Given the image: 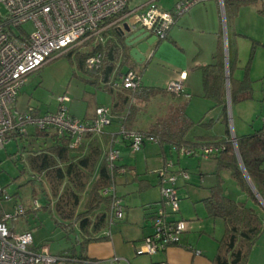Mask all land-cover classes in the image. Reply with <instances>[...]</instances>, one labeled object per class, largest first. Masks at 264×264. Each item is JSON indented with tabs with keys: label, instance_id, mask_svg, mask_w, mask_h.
I'll return each mask as SVG.
<instances>
[{
	"label": "crops",
	"instance_id": "obj_1",
	"mask_svg": "<svg viewBox=\"0 0 264 264\" xmlns=\"http://www.w3.org/2000/svg\"><path fill=\"white\" fill-rule=\"evenodd\" d=\"M147 1L130 0L127 6L129 10L136 8L143 10ZM178 1L180 0H156L158 5L168 11H172ZM117 19L104 31L102 43L90 41L82 47L81 51L93 50L98 44L104 45L108 40L118 44V37H122L124 40L131 32L142 28L139 24H132L127 19L119 21ZM126 29L130 31L127 32ZM129 49L130 47H128V51ZM148 50L143 63H137L130 58L128 64L122 63L120 68L121 57H118L116 65L119 67V73L128 69L135 70L141 74L142 86H146L149 84L143 81L144 71L158 68L163 72L158 82L162 83L163 89H165V84L169 80L176 79L181 72H184V91L179 96H173L171 102L164 104V110L168 112L179 103L186 104L185 113L194 122L185 136L186 140L197 142L200 141V137H204L208 138L209 142L242 136L264 127V0H246L245 2L240 0H206L196 3L182 15L175 16L167 36L164 39L156 40ZM149 52H153V56L149 57ZM218 53H221L224 66V84L216 94L220 96L222 92L224 99L220 103L204 94L202 83V67L216 61ZM256 58L261 61L257 60L254 64ZM151 59L154 60L150 63ZM133 65H138L139 68H132ZM111 77H113V73H111L110 79ZM260 81L261 87L257 86L258 88L255 90L254 83ZM230 85L236 98L234 102H231L230 99ZM20 90L13 104L16 111H19L17 101L21 97H19ZM254 91L258 94L257 100L260 102L258 103L260 106L256 110L253 107L252 113L247 116L246 110L249 106L251 107L249 100H253L256 96ZM108 95L95 107L105 105L110 107L112 112L113 99L111 94ZM194 99H199L198 102L202 103L200 113L203 115L198 120L191 118L187 113L191 103H194ZM94 108L88 110V107V111L83 114V117H77L75 112H70L69 109L68 112L74 117L84 120L93 115ZM165 112L163 115L166 114ZM224 112L227 114L228 126L224 120ZM231 112L236 133H233ZM125 113V110L119 113L112 112L109 126L100 134L92 135L100 142L101 158L107 154L110 147L118 149L119 158L116 163L125 166L128 170L125 174L116 177V193L121 198L123 217L110 225V236L92 240L85 246L81 244L82 237L76 226L74 232H66L74 237L72 252L65 254V256L72 257L66 261L74 264H158L160 262L166 264H214L213 258L217 252L218 240L224 231V222L219 217L208 216L204 200L210 195L211 189L217 185L221 186L224 195L236 201H246L247 205L256 209L261 218H264V204L258 199V203L252 202L253 200L231 177L230 171L217 167L214 156L187 155L197 160L196 166L189 172L180 166H175L176 169L171 170V167L168 169L169 172L186 170L188 173L186 180L177 176L175 184L176 192L182 193L178 199L179 211L172 217L187 220V229L181 237L180 245L169 246L165 250L151 255L137 254L136 249L140 246L142 239L151 233L150 220L156 207L161 204V193L158 176L156 180H153L150 175L145 174L146 171L143 174H138L136 159L125 157L119 149L122 146L128 147L127 142L118 135V129L122 125ZM235 114L240 122L238 126L235 124ZM158 116L150 118L146 116L145 112L138 110L132 129L144 131ZM45 133L52 134L53 132L45 131ZM44 139L47 143L43 149L52 144L50 136H44ZM86 142L87 138L84 137L82 144L86 145ZM152 143L160 146L159 155L154 157L158 164L156 168L164 166L165 160L170 161L172 153L180 155L169 143ZM203 143L208 144L198 143L199 145L195 148ZM145 144L146 142L143 146ZM79 148L74 150L79 152ZM77 152L76 154H82ZM148 159L147 156L143 157V163L146 164ZM176 160L178 162L176 164H180V158H176ZM173 164L176 165L175 162ZM40 176L42 177V186L40 185L39 189L43 190L41 191L45 196L47 189L45 190L43 176ZM226 181H230L231 187L226 186L228 183H225ZM45 198L47 201L45 205L48 204L51 207L54 199H48L47 196ZM185 198L187 199L185 200ZM106 231H108V227L102 230L101 234H106ZM195 250H198L199 253L196 254ZM66 261L62 264H65ZM246 264H264V231L260 233L252 246Z\"/></svg>",
	"mask_w": 264,
	"mask_h": 264
},
{
	"label": "built area",
	"instance_id": "obj_2",
	"mask_svg": "<svg viewBox=\"0 0 264 264\" xmlns=\"http://www.w3.org/2000/svg\"><path fill=\"white\" fill-rule=\"evenodd\" d=\"M206 0H180L172 11L163 9L156 0H148L143 10L126 8L127 0H0V148L9 140L12 133L27 134L28 127L40 131H52L58 138L68 140L71 149L81 146L86 134H100L112 120L110 107L98 105L88 119H78L68 112L66 102L69 97H57V109L39 114L33 107H28L19 114H12L13 104L26 77L38 70L56 52L67 48L85 46L88 40L103 42L106 29L117 20L127 19L132 24H139L154 35L164 39L174 22L175 16L185 13L191 6ZM30 22L31 30L23 25ZM15 28L19 31L16 32ZM149 50L146 51V53ZM153 52H149L151 57ZM102 53L98 50L88 56L85 65L89 69L99 70ZM185 73L165 84L166 92L179 96L184 91ZM107 85L116 89L136 91L141 85L139 72L132 69L120 72L118 67ZM134 104V95L129 100ZM118 135L127 142L131 153L138 152L145 142H158L156 136H149L138 130L127 129L121 125ZM234 145V138L231 137ZM172 148L179 154L202 157L215 156L223 146L221 144H202L197 148ZM107 166L113 176V183L102 193L110 195V225L123 217L121 198L116 193V177L125 174V166H119V150L113 147L107 151ZM172 162L165 160L164 166L157 170L160 183L161 204L156 207L150 220L151 233L145 236L137 254H155L169 246L180 245L181 237L187 229V220L173 218L179 211L175 188L177 176L188 179L185 170L169 172ZM36 180L42 186V177ZM42 190V189H41ZM43 191V190H42ZM4 188L0 185V201L6 199ZM34 207H39L38 200H33ZM22 204L14 206L13 213L3 212L0 216V264H62L70 257L51 254L45 247H35L29 231L15 233L8 229L6 221L23 215ZM106 235L110 236V230ZM189 249H191L188 246ZM198 254L199 251L195 250ZM158 264H166L160 262Z\"/></svg>",
	"mask_w": 264,
	"mask_h": 264
},
{
	"label": "trees",
	"instance_id": "obj_3",
	"mask_svg": "<svg viewBox=\"0 0 264 264\" xmlns=\"http://www.w3.org/2000/svg\"><path fill=\"white\" fill-rule=\"evenodd\" d=\"M129 1L127 0V4ZM127 4L126 8H128ZM90 41L83 45H87ZM117 41L118 44L108 40L104 45L98 44L93 50L80 52V66L85 71L93 73V79L89 80L90 82L100 83L112 95L113 113L126 111L122 125L132 129L136 119L135 114L141 109L140 106L155 96L159 87L142 86L141 82L136 91L130 92L127 89L114 90L107 85L111 73L118 67L116 65L118 57H121L120 68L122 63L128 64L131 58L122 37H118ZM98 50L102 53L99 70L87 68L86 58ZM216 57V61L202 67V83L204 94L220 103L224 99L222 92L220 96L216 94L224 84V66L221 53H218ZM230 92L231 102H234L236 98L231 85ZM132 95L136 98V102L129 104ZM185 106V103L177 104L169 113L156 118L142 132L149 136H156L160 144L169 143L178 148H195L202 142L221 144L223 148L214 156L217 167L229 170L231 177L253 200L252 202L258 203L238 164L234 146L229 137L209 142L208 138L204 137H200L201 142L186 140L185 136L194 122L186 115ZM224 120L228 126L225 112ZM227 132L229 134V131ZM15 133L22 135V133ZM36 134L48 135L52 140L50 146L30 152L26 158L29 170L34 175L43 176L45 190L47 189L45 197L54 199L51 207L46 204L44 208L53 214L54 222L66 232H74L76 226L78 233L81 234L83 246L92 240L107 237L108 235H102L101 231L109 228L110 195L103 194L102 191L113 183V176L107 166V155L101 158L100 142L92 136L93 134L88 133L84 136L87 138L86 145L82 144L77 152L68 146L67 139L58 138L53 133L47 134L40 130H37ZM235 139L244 170L259 196L264 199V127L249 134L236 136ZM76 152L82 154H76ZM204 201L208 216L219 217L224 222V231L218 240L213 263L246 264L252 246L260 233L264 231V218L259 216L254 207L247 205L246 201H236L224 195L219 185L211 189L210 195ZM67 257L72 256L67 255Z\"/></svg>",
	"mask_w": 264,
	"mask_h": 264
},
{
	"label": "rangeland",
	"instance_id": "obj_4",
	"mask_svg": "<svg viewBox=\"0 0 264 264\" xmlns=\"http://www.w3.org/2000/svg\"><path fill=\"white\" fill-rule=\"evenodd\" d=\"M23 27L26 30H31L32 24L28 22ZM15 31L18 32L19 29L15 28ZM81 49L82 46L56 51L38 70L28 74L25 84L20 90L19 97H21L17 101V109L19 111H16L13 106L12 114H19L28 107H33L41 114L53 112L58 106L57 97L66 95L69 97V102L66 105L70 112L74 111L77 117H83L86 111L93 109L96 104L109 96L108 91L100 83L96 84L89 81L93 79V73L81 68L79 56L80 52H83ZM153 60L151 59L150 63ZM257 60L259 62L261 61V59L256 58L254 64ZM128 67L131 66L128 65ZM132 68L138 69L139 66L133 65ZM145 71L143 73V75L145 74L143 81L149 84L146 86L160 88L155 93V96L149 98L147 102H144L140 106V110L145 112L146 116L150 118L158 115L160 117L165 112L164 104L171 102L173 96L163 89L162 83L158 82L163 72L159 71L158 68ZM254 85H256V90L258 87H261V81L254 83ZM254 95H256L255 98L249 100L251 107L249 106L246 110L247 116L252 113L251 109L253 107L256 110L260 106L256 91H254ZM194 100V103H191L188 109L189 112L187 113L191 118L198 120L203 115L200 113L202 111V103L198 102L199 99ZM233 107L235 108L234 105ZM165 113H169V111ZM230 115L231 123L233 124L232 112ZM234 117L235 124L238 126L240 122L237 119V115L235 114ZM108 126L106 125L103 130ZM232 128L233 133H236L234 124ZM194 130L196 131L197 129ZM36 131L35 128L28 127L27 134L18 135L14 133L10 135L9 140L0 148V185L4 188L7 195L6 199L0 201V216L3 212L12 214L14 206L16 204H22L25 209L24 214L7 220L6 225L8 229L15 233L29 231L33 236V245L35 247H45L52 254H70L73 249L74 237L59 227L54 222L53 214L44 208L47 201L41 189H39L40 183L36 180L38 175H34L26 163V158L30 152L43 149L47 143L44 135H38ZM119 149L125 157L136 159L138 174H143L146 171L145 174L150 175L153 180H156L157 170L161 168H156L158 164L157 159L154 158L159 155V145L148 141L141 151L136 153H131L129 147L125 148L122 146ZM145 156L149 158L146 164L143 163V157ZM176 158H180V164H176ZM170 159L172 163L175 162L176 164L171 165V170L176 169L175 166H180L184 167L188 172L196 166L197 162L193 157L182 154L176 155V153H172ZM225 183H227L226 186L231 185L230 181H226ZM181 193L177 191L178 199ZM34 199L38 200L39 207L37 208L33 205ZM65 264L74 263L66 261Z\"/></svg>",
	"mask_w": 264,
	"mask_h": 264
},
{
	"label": "water",
	"instance_id": "obj_5",
	"mask_svg": "<svg viewBox=\"0 0 264 264\" xmlns=\"http://www.w3.org/2000/svg\"><path fill=\"white\" fill-rule=\"evenodd\" d=\"M127 32H129V29H126ZM156 37L154 35H149V32L145 30L144 28H140L138 30H135L131 32L129 35H127L124 39L125 44L130 47L129 49V55L132 59H134L137 63H143L146 57V51L148 48L156 41ZM234 138V150L237 156L238 164L242 170V173L250 186L252 192L256 196V198L264 204V200L259 196L258 192L255 190L254 186L252 185L250 179L248 178L244 167L242 165V162L239 158L238 152H237V146H236V139Z\"/></svg>",
	"mask_w": 264,
	"mask_h": 264
}]
</instances>
